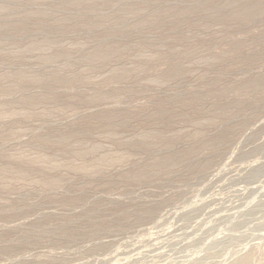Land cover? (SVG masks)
I'll list each match as a JSON object with an SVG mask.
<instances>
[{"label": "rangeland", "instance_id": "374dc122", "mask_svg": "<svg viewBox=\"0 0 264 264\" xmlns=\"http://www.w3.org/2000/svg\"><path fill=\"white\" fill-rule=\"evenodd\" d=\"M0 264H264V0H0Z\"/></svg>", "mask_w": 264, "mask_h": 264}]
</instances>
